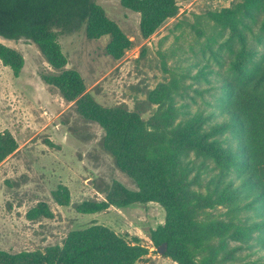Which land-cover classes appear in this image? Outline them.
<instances>
[{
  "label": "trees",
  "instance_id": "1",
  "mask_svg": "<svg viewBox=\"0 0 264 264\" xmlns=\"http://www.w3.org/2000/svg\"><path fill=\"white\" fill-rule=\"evenodd\" d=\"M122 3L141 13L146 38L178 13L176 0ZM211 17L230 30L221 42L231 52L225 72H217L212 80L209 73L214 70L206 65L195 74L192 66L198 64L175 70L133 108L126 102L112 106L98 102L87 91L82 74L68 67L59 42L60 34L84 26L90 39L111 35L107 50L112 55L121 56L132 46L96 0H0V37L35 43L51 67L42 74L49 89L102 128L100 147L139 187L130 192L119 185L120 198L111 202L122 207L155 201L165 209L164 223L149 231L157 248L167 242L165 256L178 264H216L205 254L210 245L234 239L240 242L237 247L251 250L248 256L257 254L252 264H264V0H245L211 12ZM0 60L20 75L23 56L1 41ZM187 78L216 83L194 88L202 97L199 102L190 95L194 83L187 84ZM18 148L12 132H0V164ZM53 197L60 205L71 203L64 184ZM76 207L81 213H97L104 206L86 201ZM220 207L224 210L214 214ZM26 215L40 220L53 218L54 212L39 201ZM149 252L139 238L129 240L93 223L71 230L62 244L44 252L13 255L0 250V264H135Z\"/></svg>",
  "mask_w": 264,
  "mask_h": 264
},
{
  "label": "rangeland",
  "instance_id": "2",
  "mask_svg": "<svg viewBox=\"0 0 264 264\" xmlns=\"http://www.w3.org/2000/svg\"><path fill=\"white\" fill-rule=\"evenodd\" d=\"M96 1L132 46L121 56L112 55L107 50L111 35L90 39L84 26L60 34L59 42L68 57V67L82 74L87 91L98 102L106 106L126 102L133 108L138 99L147 98L149 89L168 80L175 70L198 64L192 66L195 74L206 65L214 70L209 73L212 80L217 72H225L231 52L221 42L230 30L213 20L211 12L234 8L245 0H176L178 13L147 38L141 32L140 12L126 8L122 0ZM240 13L245 14L244 8ZM0 41L24 58L19 76L0 60V132H12L19 145L0 164V250L13 255L44 252L62 244L71 230L99 223L129 240L137 237L149 248V254L135 264H178L159 253L149 237L150 229L165 221L166 212L159 203L133 202L120 207L111 202L120 198L119 185L130 192L139 187L100 147L102 128L80 115L73 102L49 89L42 74L51 67L38 46L26 38L0 37ZM186 82L194 83L189 92L199 102L202 97L194 88L216 83L192 78ZM205 97L214 101L208 92ZM60 184L70 190L71 203L67 206L53 197ZM39 201L50 205L53 218H27V211ZM86 201L102 204L103 210L78 212L77 204ZM222 210L220 207L213 213L218 215ZM239 244L234 239L225 243L216 240L205 254L216 264H252L257 254L248 256L251 250L237 247Z\"/></svg>",
  "mask_w": 264,
  "mask_h": 264
},
{
  "label": "water",
  "instance_id": "3",
  "mask_svg": "<svg viewBox=\"0 0 264 264\" xmlns=\"http://www.w3.org/2000/svg\"><path fill=\"white\" fill-rule=\"evenodd\" d=\"M157 250L159 251V253L161 254H165L167 251V242H164L163 244H161Z\"/></svg>",
  "mask_w": 264,
  "mask_h": 264
}]
</instances>
